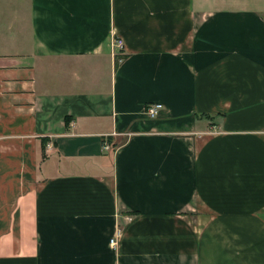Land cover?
<instances>
[{
    "label": "crops",
    "instance_id": "obj_1",
    "mask_svg": "<svg viewBox=\"0 0 264 264\" xmlns=\"http://www.w3.org/2000/svg\"><path fill=\"white\" fill-rule=\"evenodd\" d=\"M0 264H264V0H0Z\"/></svg>",
    "mask_w": 264,
    "mask_h": 264
},
{
    "label": "built area",
    "instance_id": "obj_2",
    "mask_svg": "<svg viewBox=\"0 0 264 264\" xmlns=\"http://www.w3.org/2000/svg\"><path fill=\"white\" fill-rule=\"evenodd\" d=\"M114 49H115V54H116V59L119 65H121L125 60L126 57L124 55V42L121 39H117L114 43ZM163 108V106L161 104H153V105H149L146 106V115L150 118H155L158 116L160 110ZM103 147L104 149H109L110 148V144L108 143V141H104L103 143ZM111 245H113V247H115L116 243H115V239H111Z\"/></svg>",
    "mask_w": 264,
    "mask_h": 264
},
{
    "label": "rangeland",
    "instance_id": "obj_3",
    "mask_svg": "<svg viewBox=\"0 0 264 264\" xmlns=\"http://www.w3.org/2000/svg\"><path fill=\"white\" fill-rule=\"evenodd\" d=\"M118 39H119V38H118ZM116 40H117V39H116ZM116 40H115V41H116ZM121 40H122V39H121ZM124 55H125V54H124ZM125 57H126V56H125ZM116 61H117V59H116ZM117 64H118V62H117ZM118 65H119V64H118Z\"/></svg>",
    "mask_w": 264,
    "mask_h": 264
}]
</instances>
